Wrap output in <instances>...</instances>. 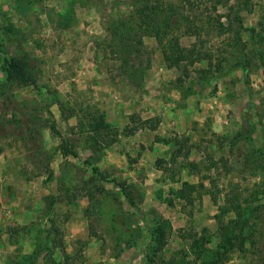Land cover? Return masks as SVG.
Returning <instances> with one entry per match:
<instances>
[{
    "label": "rangeland",
    "instance_id": "obj_1",
    "mask_svg": "<svg viewBox=\"0 0 264 264\" xmlns=\"http://www.w3.org/2000/svg\"><path fill=\"white\" fill-rule=\"evenodd\" d=\"M153 1L207 56L148 28L134 81L108 23L142 0H0V264H260L264 0Z\"/></svg>",
    "mask_w": 264,
    "mask_h": 264
},
{
    "label": "trees",
    "instance_id": "obj_2",
    "mask_svg": "<svg viewBox=\"0 0 264 264\" xmlns=\"http://www.w3.org/2000/svg\"><path fill=\"white\" fill-rule=\"evenodd\" d=\"M142 1V9L138 6L136 9L131 10L128 13L121 12L120 17L116 20H110L108 23V30L110 31V34H112V38L117 41L116 46L118 52H120L121 64L128 67H123V70L129 74L130 78L137 81V79H135L137 78L136 76H144L145 66H141L139 53L143 51V43L141 39L144 32L143 30H147L148 28H151L152 30L146 32L154 34L158 38V41L162 43L163 56L167 61L168 66L181 67L184 59H187L189 64H193L195 61L197 62L201 60V57L207 56L206 53H204L203 56L200 50L197 47L195 48V45L192 48L181 46L178 33H172L173 31L178 30L177 28L180 26L178 21L182 16V12L178 13L174 9L175 7H168V3H162L160 1L150 2L151 0ZM135 2L137 3L139 0H135ZM186 17L187 16H185V18ZM219 24L222 26V22ZM164 26H166V30L162 29ZM185 29L189 30V32L198 34L197 29H199V27L197 24H190L187 25ZM168 35H170V37L167 38L165 43H163V39L166 36L168 37ZM261 60L264 63V58ZM27 64V58L12 63V69H9L11 70V73L10 71L8 72L7 79H15L18 84L25 85L30 81L32 82L26 71ZM120 186L124 195L128 199V202L133 203L131 191H129L122 182L120 183ZM257 252H260V254L258 253L260 264H264V255L260 257L264 254V250L258 249Z\"/></svg>",
    "mask_w": 264,
    "mask_h": 264
}]
</instances>
